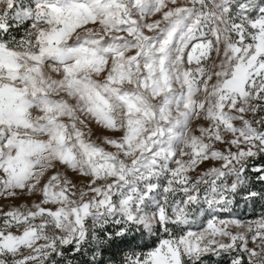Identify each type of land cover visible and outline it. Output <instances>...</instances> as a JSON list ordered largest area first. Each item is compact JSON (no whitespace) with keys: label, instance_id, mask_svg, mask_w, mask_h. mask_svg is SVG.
Segmentation results:
<instances>
[{"label":"snow or ice","instance_id":"1","mask_svg":"<svg viewBox=\"0 0 264 264\" xmlns=\"http://www.w3.org/2000/svg\"><path fill=\"white\" fill-rule=\"evenodd\" d=\"M0 197V264H264V0H0Z\"/></svg>","mask_w":264,"mask_h":264},{"label":"rangeland","instance_id":"2","mask_svg":"<svg viewBox=\"0 0 264 264\" xmlns=\"http://www.w3.org/2000/svg\"><path fill=\"white\" fill-rule=\"evenodd\" d=\"M97 134H99V132ZM74 179H78V178L74 177ZM5 203L19 204L21 203V201L20 200L5 201L4 198L0 197V206H3ZM260 215H261V210H252V211H249V213L247 212L245 213V215L238 217V218L242 220H246V221H253V220H258L260 218ZM224 218H228L227 214H224ZM233 231H235V229H233Z\"/></svg>","mask_w":264,"mask_h":264},{"label":"trees","instance_id":"3","mask_svg":"<svg viewBox=\"0 0 264 264\" xmlns=\"http://www.w3.org/2000/svg\"><path fill=\"white\" fill-rule=\"evenodd\" d=\"M253 209H249L247 207H241L235 210V213L238 217H241L245 215V213H249V211H252ZM254 210H261L259 207H256Z\"/></svg>","mask_w":264,"mask_h":264}]
</instances>
